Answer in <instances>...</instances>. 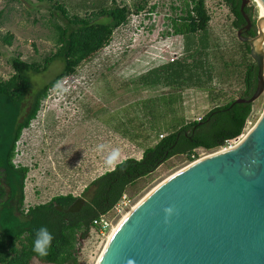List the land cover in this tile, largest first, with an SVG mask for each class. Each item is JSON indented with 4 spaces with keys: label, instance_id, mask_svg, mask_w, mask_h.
<instances>
[{
    "label": "rangeland",
    "instance_id": "obj_1",
    "mask_svg": "<svg viewBox=\"0 0 264 264\" xmlns=\"http://www.w3.org/2000/svg\"><path fill=\"white\" fill-rule=\"evenodd\" d=\"M131 4L134 0H115ZM210 16L207 31L209 37V61L214 71V82L209 92L185 89L181 100L168 108L157 106L155 131L146 117L141 116L142 104L161 94L170 93L160 87L142 86L138 78L148 70L178 57L182 52V38L168 35L170 6L178 0H150L147 8L129 16L127 23L116 28L108 42L83 61L68 82L59 81L47 91L36 116L21 131L14 147L12 160L18 166L28 168L23 181V207L43 203L57 194L78 196L94 178L111 169L104 163V156L111 148L120 150V162L125 158L138 159L142 150L153 145L159 135L170 128V120L182 118L191 122L202 117L210 109L237 99L242 91L243 64L253 62L245 54L242 42L236 38L232 16L221 0H204ZM69 15L84 16L109 0H58ZM252 19L256 20L258 8L248 0ZM104 22L103 18L96 20ZM54 24L66 26L60 13L46 1L0 0V80L12 74L11 60L18 57L27 63H41L56 50ZM12 36L10 45L3 37ZM264 57V46H261ZM226 65V68H225ZM62 69L59 59L52 60L39 73L28 72L31 90L41 88ZM220 75V76H219ZM264 79V60H263ZM149 102V101H148ZM264 105V92L252 103L251 113L244 134L258 120ZM137 109L139 110L137 113ZM137 116V117H136ZM160 119V118H159ZM166 123V125H165ZM248 129V130H247ZM159 130V131H157ZM163 130V131H160ZM104 144L105 149L97 148ZM219 151L197 149L198 159ZM185 155H176L160 165L150 175L140 178L126 189L128 206L118 215H108L110 226L99 237L91 229L78 245L80 264H95L107 235L130 207L162 180L187 166ZM30 264H44L35 259Z\"/></svg>",
    "mask_w": 264,
    "mask_h": 264
},
{
    "label": "trees",
    "instance_id": "obj_2",
    "mask_svg": "<svg viewBox=\"0 0 264 264\" xmlns=\"http://www.w3.org/2000/svg\"><path fill=\"white\" fill-rule=\"evenodd\" d=\"M39 1L50 3L66 20L67 25L54 24L57 34L55 52L44 57L41 63H27L18 57L13 58V74L7 80H0V166L7 174L12 193L17 194L16 206L4 204L0 209V264H30L33 259L44 264H80L78 245L88 237L93 221L108 213L122 194H126L128 186L150 175L173 156L185 155L186 160L191 163L198 159L195 152L197 149L221 150L227 142L239 140L244 134L252 103L232 104L235 100L233 98L210 109L198 121L184 122L181 117H172L169 122L171 129L166 128L164 136L153 145L145 147L140 158H125L116 163L91 180L80 195L57 194L43 203L24 208L23 181L28 168L12 164L15 143L21 131L36 116L41 101L51 87L73 74L83 61L100 50L113 31L127 23L129 16L151 9H146L150 0H134L131 4L109 0L108 5H101L86 12L84 16H79L69 15L58 0ZM178 1V6H170L174 16L169 18V30L166 34L182 38L181 54L138 78V83L142 86L170 91L146 100L139 109L141 116L145 119L148 117L146 121H150L152 126L149 128L154 131L156 121H162L164 115L160 117L156 105H151L150 101L154 100L160 107L166 105V114L173 113L172 106L181 100L183 90L209 92L216 77L209 61L207 27L210 16L205 1ZM221 1L231 15L241 22V0ZM99 18L105 21L97 22ZM237 20L231 22L234 28L238 27ZM254 34L255 30L251 36ZM11 39L12 36L6 34L3 42L10 45ZM241 44L245 49L244 53L249 54V46ZM55 59L61 60V71L26 99L31 90L27 73L42 72ZM243 67V88L237 98L245 99L255 89L256 66L254 62H246ZM139 110L137 109L136 114H139ZM40 225H46L54 237L47 255L43 257L32 251L34 232Z\"/></svg>",
    "mask_w": 264,
    "mask_h": 264
},
{
    "label": "water",
    "instance_id": "obj_3",
    "mask_svg": "<svg viewBox=\"0 0 264 264\" xmlns=\"http://www.w3.org/2000/svg\"><path fill=\"white\" fill-rule=\"evenodd\" d=\"M259 1L256 36L236 34L250 46L256 86L232 104L253 103L264 92ZM95 264H264V105L236 146L189 163L143 198Z\"/></svg>",
    "mask_w": 264,
    "mask_h": 264
},
{
    "label": "flooded vegetation",
    "instance_id": "obj_4",
    "mask_svg": "<svg viewBox=\"0 0 264 264\" xmlns=\"http://www.w3.org/2000/svg\"><path fill=\"white\" fill-rule=\"evenodd\" d=\"M242 2H244L242 12L249 19V21L246 22L244 17L241 15L240 5H239L241 22H239V20H237L236 17L231 15L232 21L237 20L239 22L238 27L235 28V31H236V34H237V31H240V35L244 38H254L257 34V29L255 27V22L252 19V8L249 5L248 0H245V1L241 0L240 4ZM253 30H255V34L251 36V33L253 32ZM242 43H245V42H242ZM246 44L249 46L248 43ZM4 204L16 206L17 205V194L12 193L10 189L7 174L4 172L3 168L0 166V209H1V206Z\"/></svg>",
    "mask_w": 264,
    "mask_h": 264
},
{
    "label": "clouds",
    "instance_id": "obj_5",
    "mask_svg": "<svg viewBox=\"0 0 264 264\" xmlns=\"http://www.w3.org/2000/svg\"><path fill=\"white\" fill-rule=\"evenodd\" d=\"M97 148L100 150L105 149L104 144H98ZM120 157V150L118 148H111L107 151L104 156V163L106 166L111 167L113 164L117 163ZM54 237L52 232L46 225H40L35 229L34 239L32 241V251L38 256H46L48 250L52 244Z\"/></svg>",
    "mask_w": 264,
    "mask_h": 264
},
{
    "label": "built area",
    "instance_id": "obj_6",
    "mask_svg": "<svg viewBox=\"0 0 264 264\" xmlns=\"http://www.w3.org/2000/svg\"><path fill=\"white\" fill-rule=\"evenodd\" d=\"M68 77L62 78L59 82L62 84H66L68 82ZM201 117L197 118L196 121L200 120ZM162 135H159V138H161ZM227 142L226 145L222 149L228 148L231 144H234L235 141ZM12 164L17 167V162L15 160H12ZM128 197L126 194H122L120 199L117 201V203L113 206V208L106 214L100 215L97 219L93 221V227L91 229L96 233L97 236L102 237L108 230L110 223L108 219V215L112 213L113 215H118L122 211H124L125 207L128 206Z\"/></svg>",
    "mask_w": 264,
    "mask_h": 264
},
{
    "label": "bare ground",
    "instance_id": "obj_7",
    "mask_svg": "<svg viewBox=\"0 0 264 264\" xmlns=\"http://www.w3.org/2000/svg\"><path fill=\"white\" fill-rule=\"evenodd\" d=\"M254 2H255V4H256V6H257V8L259 9V15H258V17L257 18H261V6H260V1L259 0H253ZM262 43V46H264V42H261ZM248 130V129H247ZM246 134V133H245ZM245 134H243V136L241 137V138H243L244 136H245ZM241 138H239V140H237V142H235L234 144H231L228 148H226V149H229V148H233L234 146H236V144L241 140ZM219 151H222V149L221 150H219ZM218 152V151H217ZM212 154H214V153H212ZM206 156H208V155H206ZM206 156H204V157H206ZM204 157H202V158H204ZM199 159H201V158H199ZM199 159H196V160H194L193 162H196L197 160H199ZM184 168V167H183ZM182 169V168H181ZM181 169H179V170H181ZM178 170V171H179ZM178 171H176L175 173H177ZM175 173H173V174H171L170 176H168L167 178H165L164 180H162L159 184H161L162 182H164L165 180H167L168 178H170L172 175H174ZM159 184H157L155 187H157ZM155 187L154 188H152L148 193H146L135 205H133L132 207H130L129 208V210H127L126 212H125V214L121 217V219L118 221V223L110 230V232L108 233V235H107V239H106V242H105V244H104V247H103V249H102V251H101V253H100V255L102 254V252H103V250H104V248H105V246L107 245V243H108V241L110 240V238H111V236L114 234V232H115V230L117 229V227L119 226V224L122 222V220H124V218L135 208V206L139 203V202H141V200L143 199V198H145L153 189H155ZM100 255L98 256V258H97V260L99 259V257H100ZM96 260V261H97Z\"/></svg>",
    "mask_w": 264,
    "mask_h": 264
}]
</instances>
